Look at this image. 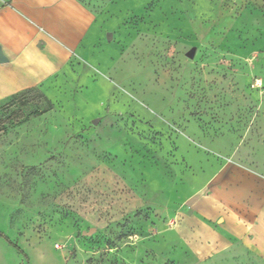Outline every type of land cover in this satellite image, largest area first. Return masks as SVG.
I'll return each mask as SVG.
<instances>
[{"label":"rangeland","instance_id":"1","mask_svg":"<svg viewBox=\"0 0 264 264\" xmlns=\"http://www.w3.org/2000/svg\"><path fill=\"white\" fill-rule=\"evenodd\" d=\"M73 1L0 97V264H264V0Z\"/></svg>","mask_w":264,"mask_h":264},{"label":"crops","instance_id":"2","mask_svg":"<svg viewBox=\"0 0 264 264\" xmlns=\"http://www.w3.org/2000/svg\"><path fill=\"white\" fill-rule=\"evenodd\" d=\"M91 20L73 0H0V45L9 59L0 64V97L39 85L67 65Z\"/></svg>","mask_w":264,"mask_h":264},{"label":"water","instance_id":"3","mask_svg":"<svg viewBox=\"0 0 264 264\" xmlns=\"http://www.w3.org/2000/svg\"><path fill=\"white\" fill-rule=\"evenodd\" d=\"M112 38H113V33H109V34H108V39L111 40ZM195 54H196V49L193 48V49H191V50L187 53V56H188L189 58H194V57H195ZM8 61H9V59H8V57L4 54L3 49H2V47H1V45H0V64H2V63H6V62H8ZM98 121H99V119L95 120L94 123L96 124V123H98Z\"/></svg>","mask_w":264,"mask_h":264},{"label":"built area","instance_id":"4","mask_svg":"<svg viewBox=\"0 0 264 264\" xmlns=\"http://www.w3.org/2000/svg\"><path fill=\"white\" fill-rule=\"evenodd\" d=\"M259 85H260V80H259V79L255 80V81L252 83V86H253V87H258Z\"/></svg>","mask_w":264,"mask_h":264},{"label":"trees","instance_id":"5","mask_svg":"<svg viewBox=\"0 0 264 264\" xmlns=\"http://www.w3.org/2000/svg\"><path fill=\"white\" fill-rule=\"evenodd\" d=\"M37 114H42L43 112L42 111H38V112H36Z\"/></svg>","mask_w":264,"mask_h":264}]
</instances>
